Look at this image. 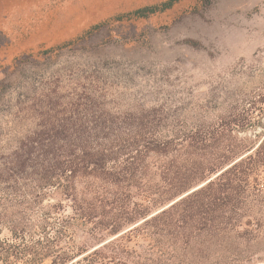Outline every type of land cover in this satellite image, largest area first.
<instances>
[{
	"label": "trees",
	"instance_id": "obj_1",
	"mask_svg": "<svg viewBox=\"0 0 264 264\" xmlns=\"http://www.w3.org/2000/svg\"><path fill=\"white\" fill-rule=\"evenodd\" d=\"M109 86L88 72L55 79L0 122V264H264V133L247 136L253 95L241 112L211 116L121 108Z\"/></svg>",
	"mask_w": 264,
	"mask_h": 264
},
{
	"label": "rangeland",
	"instance_id": "obj_2",
	"mask_svg": "<svg viewBox=\"0 0 264 264\" xmlns=\"http://www.w3.org/2000/svg\"><path fill=\"white\" fill-rule=\"evenodd\" d=\"M161 1L0 0V122L14 113L18 98L88 72L110 83L109 95L121 108L165 104L214 116L241 112L249 106L244 97L253 95L257 123L247 136L259 138L264 0H180L146 18L114 20ZM105 20L100 30L76 40ZM70 40L76 42L57 49Z\"/></svg>",
	"mask_w": 264,
	"mask_h": 264
}]
</instances>
